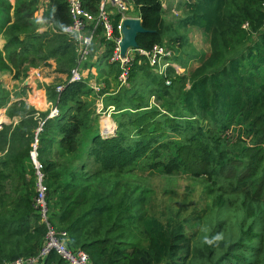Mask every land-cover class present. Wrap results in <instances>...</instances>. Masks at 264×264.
<instances>
[{"label": "trees", "instance_id": "trees-1", "mask_svg": "<svg viewBox=\"0 0 264 264\" xmlns=\"http://www.w3.org/2000/svg\"><path fill=\"white\" fill-rule=\"evenodd\" d=\"M100 1L83 0V4L96 13ZM130 1L146 29L137 36V48L150 50L159 44L179 50L175 42L181 38L172 37L174 24L164 17L163 0ZM21 3L13 7L10 0H0V40H5L0 54L6 53L1 64L19 79L28 76L30 68L55 58V71L70 76L78 54L75 42L65 34L70 24L67 1L51 0L43 17L46 29L38 33L31 20L37 0ZM184 9L186 15L176 21V27L201 29L211 47L190 74L177 73L174 67L158 74L147 57L137 53L129 83L121 87L119 64L110 61L113 43L100 38L92 46L91 58L83 66L89 76L105 83L97 98L104 95L106 105L117 106V129L112 135L101 133L96 101L90 100L93 90L86 80L67 81L62 92L46 87L49 101L60 112L43 119L38 160L43 172L65 181L52 182L53 188L46 182L49 218L69 232L70 247L87 252L93 264H186L192 257L209 258V251L210 256L213 253L209 246L208 253L198 248L179 220L164 221L150 214L145 208L147 189L122 178L107 179L108 173L131 174L141 164L153 169L176 167L192 176L217 175L248 189L256 200L264 198V0H192ZM119 19L116 15L115 22ZM101 44L108 49L95 58ZM110 82L119 87L107 96ZM152 97L161 105L151 104ZM22 113L15 102L8 107L11 118ZM37 120L25 118L26 129L20 126L12 131V123L0 127L2 204L5 183L11 178L7 169L31 150L35 134L30 127L40 126ZM52 154L81 163H54ZM33 199L20 195L0 213V264L39 252L46 226ZM252 243L251 236L230 243L214 264H256L245 252L256 248ZM44 264L69 263L53 252Z\"/></svg>", "mask_w": 264, "mask_h": 264}, {"label": "rangeland", "instance_id": "rangeland-1", "mask_svg": "<svg viewBox=\"0 0 264 264\" xmlns=\"http://www.w3.org/2000/svg\"><path fill=\"white\" fill-rule=\"evenodd\" d=\"M12 1L13 7L17 6V2L19 5L22 4L21 0ZM182 1L184 0L180 2ZM165 3L167 5L168 0H165ZM48 8L49 6L42 0H37L36 9L31 17V20L36 25V33L42 32L45 30L43 28H46L43 17ZM166 10L165 17L167 21L174 24L173 30L175 32L172 33V37L178 36L181 38L175 42L178 46L180 45V48L174 54L175 56H181L178 57L179 59L175 63L180 65L185 70V73L190 74L194 70L195 65L200 63L198 62L200 55H204L210 51V38L206 33L196 27H189L187 29H179L176 27V21L186 15L183 6H176L175 9L173 8L170 11V6L168 7L167 5ZM1 39L4 40L3 38ZM2 40H0V49L3 50L5 42ZM2 54H0V58L4 61L6 53ZM191 55L192 57H190ZM46 62H54V68H57L55 58L44 61L43 63L41 62L38 67L45 66ZM36 68H30L28 76L35 73ZM92 73L96 74V69ZM44 75L45 77L51 78L48 84L44 83L46 87L54 86L56 88L59 85H64L70 77L68 73H60L48 69L45 70ZM28 76L16 79L14 72L10 68L2 65L0 61V122L3 121L1 126L6 123H12V131L20 126L26 129L23 127L25 124L24 121L25 118L30 116L35 120L38 119L37 121L40 125L38 127L34 125V129L30 127L35 136L31 144V150H27L28 154L22 153L19 156L18 163L12 164L7 169L11 174V178L5 183L7 193L3 198L5 203H0L3 205L0 206V213L5 212L6 209L14 205L19 200L20 195L28 196L32 199L35 198L39 180L38 171L43 175L48 198L49 186L46 183L47 180H49L48 184L51 188H53L52 182H56V185L57 181L60 183L65 182L63 178H51V172L45 173L41 170L43 165L38 160V153L35 146L38 147V133L42 130L43 119L46 116L49 118L52 111V105L50 106L52 102L49 101L48 93L46 94V98H41L40 89H42L43 81L38 80L34 76L32 78ZM85 80L89 86L91 85L90 87L93 90L90 100L95 99L96 101L101 133L104 136L112 135L117 129V120L115 118L118 113L116 111L117 106L106 105L105 101L107 100L104 95L97 98V94L100 91H96L93 86L102 88L105 84L103 80L97 78L96 75H87ZM114 84L115 86L112 88L118 89L117 82H114ZM45 89L47 91V88ZM107 96H110V94ZM14 102L24 114L22 113L11 118L8 114V107ZM150 103L156 104L154 106L161 105L156 102L154 97L150 99ZM23 105L27 107L23 109ZM162 110L164 109L162 108ZM53 148L57 152L59 151L56 145ZM24 152H26V149ZM1 156L2 154L0 153ZM49 158L52 162H58L63 165L69 162H77L69 156L63 157V155L58 156V154H52ZM77 163L80 164L81 161ZM60 171L62 172L63 170ZM108 178L113 180H120L122 178L125 183L127 182L133 186L138 184L140 188L147 189L149 192H147V195L149 197L145 208L149 210L150 214H156L164 221H167L169 218L179 220L184 225V229L189 233V236L193 237L194 244L198 248L203 252L206 250L208 253L207 246H209L213 251L211 256L209 255V251V258H204L201 255L199 257L195 256L186 262V264H214L230 243L240 238H249V236H251L252 244H255L256 248H249L248 251L251 253H248V251L245 252L251 255L250 258H253L256 264H264V198L261 200L254 199L251 193L247 191L248 189L236 187L235 184L229 183L217 175L192 176L176 167L164 168L163 166L161 169H153L148 164L139 165L131 174L117 176L108 173ZM51 202L50 200V204ZM36 211L38 212L37 209ZM133 226L136 230L141 231L140 224ZM250 228H252V231H249ZM255 233L257 235H252ZM217 235L222 236V239L212 244L206 243V240H213ZM44 241L45 239L43 243ZM145 241V238L140 239L142 244ZM209 260H213V263H209Z\"/></svg>", "mask_w": 264, "mask_h": 264}, {"label": "built area", "instance_id": "built-area-1", "mask_svg": "<svg viewBox=\"0 0 264 264\" xmlns=\"http://www.w3.org/2000/svg\"><path fill=\"white\" fill-rule=\"evenodd\" d=\"M70 16V24L65 30L76 46L78 54V65L71 71L69 82L82 81L89 74V69L84 68L83 64L90 60L92 55V46L98 39L103 38L106 42L113 43V53L110 57L111 62L119 64L121 69L119 75V85L127 86L129 83L130 71L135 60L136 54L147 57L152 69L158 74H165L169 67H174L177 73H184L185 70L176 64L172 58L174 51L165 45H155L150 50L130 47L123 54L121 42L124 38V21L128 18H140V15L134 17L131 13L138 10L130 0H101L96 13L87 9L83 0H66ZM163 7L166 8L165 0ZM120 19L115 22V16ZM35 76L40 79V73L35 72ZM171 84V81H167ZM64 85L57 87L58 92H62ZM96 91H100L99 86H93ZM49 117L59 115V108L54 104ZM35 148H37L35 146ZM40 169V168H39ZM39 180L37 183V195L34 198V207L38 210L41 222L46 226L45 241L36 255L28 257H19L14 261L5 264H44L46 258L53 252H56L62 259L69 264H93L89 254L81 249L70 247L71 237L67 230L58 229L50 220V208L47 201V187L44 184L43 175L38 171Z\"/></svg>", "mask_w": 264, "mask_h": 264}, {"label": "crops", "instance_id": "crops-1", "mask_svg": "<svg viewBox=\"0 0 264 264\" xmlns=\"http://www.w3.org/2000/svg\"><path fill=\"white\" fill-rule=\"evenodd\" d=\"M11 1V3H13V1L12 0H10ZM46 5H50L51 4V0H42ZM181 0H168V7L170 6V11L174 8L175 9V7L176 6H185V4L187 3V2H189V1H192V0H184V1H182V2H180ZM166 5V6H167ZM164 11H165V13L167 12V10H166V8H164ZM164 13V17L166 16V14ZM131 15L132 16H134V17H136V16H138L139 15V11L138 10H134L132 13H131ZM165 19H166V17H165ZM169 22V21H168ZM169 23H171V22H169ZM43 29H46V28H43ZM201 30V29H200ZM203 32V31H202ZM2 40V39H1ZM3 42H5V40H2ZM99 48L97 49V52L94 54V56H95V58H98L99 56H101L103 53H105L106 52V50L108 49L107 48V46H106V44H101L100 46H98ZM207 53H210V51L209 52H207ZM203 55H200V57L198 58V56H196V58H198V62H200V58L202 57ZM200 64V63H199ZM199 64H196L195 65V67L193 68V69H195ZM54 62L52 63L51 62V65L50 66H47V65H43V66H40V67H38V68H36L35 69V72H39L40 73V79H38L36 76H35V73H33V74H30L28 77L29 78H32L33 76L34 77H36L38 80H42L43 82H42V89H40V95H41V98H46V94H47V91H46V85L44 84V83H46V84H48L50 81H51V78H49V77H45V70L46 69H48V70H52V71H54L55 70V68H54ZM44 69V70H43ZM112 81H113V77L112 78H110ZM109 79V80H110ZM33 80H35V79H33ZM111 83V93H107L108 95L110 94V95H114L115 93H116V91H117V89H114V88H112V87H114L115 86V84H114V82H110ZM91 86V85H90ZM40 102H41V100H39ZM45 102H46V100H44ZM3 122V121H2ZM5 122V121H4Z\"/></svg>", "mask_w": 264, "mask_h": 264}, {"label": "water", "instance_id": "water-1", "mask_svg": "<svg viewBox=\"0 0 264 264\" xmlns=\"http://www.w3.org/2000/svg\"><path fill=\"white\" fill-rule=\"evenodd\" d=\"M146 32L139 18H128L124 21L123 34L124 38L121 42L122 53L125 54L130 47L137 48V36L139 33ZM2 122H0L1 126Z\"/></svg>", "mask_w": 264, "mask_h": 264}, {"label": "clouds", "instance_id": "clouds-1", "mask_svg": "<svg viewBox=\"0 0 264 264\" xmlns=\"http://www.w3.org/2000/svg\"><path fill=\"white\" fill-rule=\"evenodd\" d=\"M221 239H222V236L217 235L216 237H214L213 240H206V243L212 244V243L217 242V241H219Z\"/></svg>", "mask_w": 264, "mask_h": 264}]
</instances>
